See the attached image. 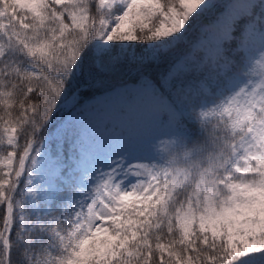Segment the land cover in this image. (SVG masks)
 <instances>
[{"label": "snow or ice", "instance_id": "snow-or-ice-1", "mask_svg": "<svg viewBox=\"0 0 264 264\" xmlns=\"http://www.w3.org/2000/svg\"><path fill=\"white\" fill-rule=\"evenodd\" d=\"M0 264H264V0H0Z\"/></svg>", "mask_w": 264, "mask_h": 264}, {"label": "rangeland", "instance_id": "rangeland-1", "mask_svg": "<svg viewBox=\"0 0 264 264\" xmlns=\"http://www.w3.org/2000/svg\"><path fill=\"white\" fill-rule=\"evenodd\" d=\"M68 152H69V154H70V149H68Z\"/></svg>", "mask_w": 264, "mask_h": 264}]
</instances>
